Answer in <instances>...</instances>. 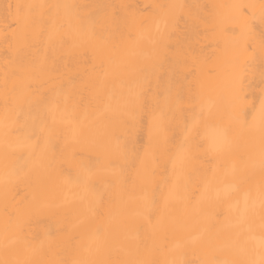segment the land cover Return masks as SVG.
I'll list each match as a JSON object with an SVG mask.
<instances>
[{"label":"bare ground","instance_id":"6f19581e","mask_svg":"<svg viewBox=\"0 0 264 264\" xmlns=\"http://www.w3.org/2000/svg\"><path fill=\"white\" fill-rule=\"evenodd\" d=\"M0 264H264V0H0Z\"/></svg>","mask_w":264,"mask_h":264}]
</instances>
